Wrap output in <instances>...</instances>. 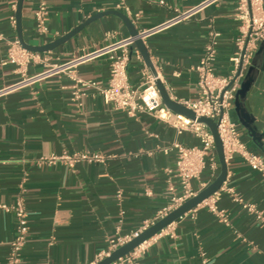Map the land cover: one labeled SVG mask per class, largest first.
<instances>
[{
    "label": "crops",
    "instance_id": "0c3cea01",
    "mask_svg": "<svg viewBox=\"0 0 264 264\" xmlns=\"http://www.w3.org/2000/svg\"><path fill=\"white\" fill-rule=\"evenodd\" d=\"M203 1L48 0L49 31L40 35L35 0H24L22 36L29 45H46L97 13L120 11L139 31H152L144 38L151 59L171 97L183 103L198 96L196 66L210 45L215 42L212 65L220 75L234 70L233 58L242 51L239 0H216L187 21L163 26L180 11ZM18 2L0 0V89L19 79L14 65L2 63L8 41L19 38L12 20ZM127 36L130 31L124 20L110 13L43 52L52 61L65 62ZM145 68L135 45L129 65L132 84L141 83ZM42 69L41 64H31L29 72ZM109 74L108 55L93 57L77 68L79 77L101 84L107 83ZM74 84L69 74H61L0 96V205L14 206L23 199L29 227L26 243L13 262L11 242L17 218L13 210L0 207V264L97 263L110 240L152 224L169 204L167 169L176 164L173 143L199 144L192 131L179 134L152 113L130 116L115 109L94 87H82L83 94L75 99ZM246 110L255 135L240 121L235 107L233 118L240 122L243 139L264 158L263 73L248 93ZM65 151L101 153L107 158L74 168L44 160ZM217 161L215 171L208 166L193 181L195 190L200 192L218 177L219 156ZM227 163L224 188H232L256 210L244 208L222 189L218 204L226 210L228 222L202 203L155 235L139 264H264V177L238 155ZM174 182L179 191L177 178Z\"/></svg>",
    "mask_w": 264,
    "mask_h": 264
},
{
    "label": "built area",
    "instance_id": "2783aa9c",
    "mask_svg": "<svg viewBox=\"0 0 264 264\" xmlns=\"http://www.w3.org/2000/svg\"><path fill=\"white\" fill-rule=\"evenodd\" d=\"M214 1L216 0H206L188 10L180 11L163 26L187 21ZM35 5L34 18L36 31L40 35H45L49 31L47 23L49 12L48 0H35ZM238 11V17L241 21V35L238 38V44L241 46L242 51L233 58L235 63L234 70L226 75H220L214 70L212 65L216 53L214 42L208 47L207 52L196 66L198 73V96L194 100L183 102V104L192 109L197 117L205 116L214 119L218 123V131L227 162L238 155L252 169L260 172L264 177L263 156L257 151L252 150L243 139L240 132V122L235 120L232 115L236 94L252 64L257 50L264 40L263 0H239ZM12 20L16 24V18L13 17ZM150 32L152 31H140L137 37H141L144 40ZM137 37L131 35L123 37L94 53L75 57L65 62L52 61L51 57L45 52L29 50L23 46L19 38L10 40L7 44L6 57L2 63L14 65L19 79L12 84L2 87L0 89V96L32 86L37 82L56 75L69 74L75 81L73 85L75 99H79L83 94L82 87H94L102 94L107 103H111L115 109L123 110L130 116H135L141 112H148L174 126L179 134L186 130L192 131L199 139V144L186 145L176 140L171 146V149L176 150V164L174 168L167 169V173L169 174L168 188L171 192V198L169 204L159 211L156 218L157 221L199 193L194 189L193 181L200 179L208 166L213 171L218 168V153L214 135L207 124L176 113L164 104L156 84V78L150 69L145 68L143 70L142 81L139 85L132 84L129 77V65L132 58V49L136 45ZM102 55H108L110 59V74L106 84H101L99 81L92 79H83L77 75L79 65L93 57ZM31 64H41L43 65V69L37 73H30L29 67ZM106 158L101 153L65 151L62 154L52 153L46 156L44 160L50 164L63 162L70 168H74L79 163L103 162ZM174 178L178 180L179 191ZM204 186H206L205 183H203ZM222 189H225L224 186L202 203L207 205L222 221L228 222L226 210L218 204ZM225 190L232 193L234 199L242 203L244 208L251 211L256 210L253 204L244 202L243 198L232 188L227 187ZM0 207L8 211L13 210L17 218L16 235L11 242V259L13 262H16L26 243L28 234L29 227L26 206L23 199H19L14 206L0 205ZM152 224H147L140 231H135L128 235H119L110 240L108 249L98 256V261L111 255L113 251L137 237ZM151 239L153 238L144 241L129 254L111 264H139L138 259Z\"/></svg>",
    "mask_w": 264,
    "mask_h": 264
},
{
    "label": "water",
    "instance_id": "95a60500",
    "mask_svg": "<svg viewBox=\"0 0 264 264\" xmlns=\"http://www.w3.org/2000/svg\"><path fill=\"white\" fill-rule=\"evenodd\" d=\"M23 1L24 0H19L18 2V8H17V13H16V23H17L19 39L21 43L23 44L24 47L32 51L43 52V51L52 50L60 46L61 44H64L68 39H70L75 34L80 32L90 22L96 20L97 18L105 16L107 14H110V13L118 15L124 20L125 24L127 25L130 31L131 36L137 37L139 36V33H140L139 29L135 26L132 19L129 18L126 14L120 11H117V10L103 11V12L95 14L93 17L89 18L84 23L77 26L71 32L58 38L56 41L52 43L42 45V46H32V45L25 43L23 36H22ZM135 44L138 47L140 53L142 54V57L147 67L151 70L152 74L156 78V84H157V87L159 89V92L163 99L164 104L169 109H171L172 111L176 113L183 114L191 119H196L199 122H203L208 125V127L212 131L214 138H215L216 149H217V153H218L220 164H221V173L212 183H210L206 188L202 189L197 195L185 201L179 207L169 212L166 216L162 217L161 219L157 220L155 223L150 225L148 228L142 231L137 237L133 238L128 243L120 246L117 250L113 251L111 255H109L108 257H105L104 259L98 261L95 264H111L112 262L118 260L119 258L129 254L138 245H140L144 241L149 240L150 238H153L163 229L171 225L177 219L181 218L184 214L193 210L199 204L204 202L213 193L220 190L228 176V163L225 157L223 143H222L219 131H218V123L214 119H211L205 116L197 117L196 113L192 109H190L183 103L173 99L165 83L159 77L156 67L151 59L150 53L146 47L145 41L141 37H137ZM260 73H263L264 75V40L262 41L259 49L257 50L252 60V64L249 67L242 81L241 87L238 90L236 94V99H235V111L238 114L240 121L246 125V127L251 131L252 135H255V129L250 125L249 121L247 120L248 117L246 116V111H247L246 110V99H247L248 93L252 89Z\"/></svg>",
    "mask_w": 264,
    "mask_h": 264
}]
</instances>
